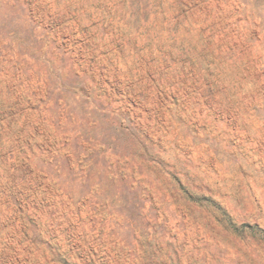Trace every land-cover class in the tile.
<instances>
[{
    "label": "rangeland",
    "instance_id": "1",
    "mask_svg": "<svg viewBox=\"0 0 264 264\" xmlns=\"http://www.w3.org/2000/svg\"><path fill=\"white\" fill-rule=\"evenodd\" d=\"M0 264H264V0H0Z\"/></svg>",
    "mask_w": 264,
    "mask_h": 264
}]
</instances>
